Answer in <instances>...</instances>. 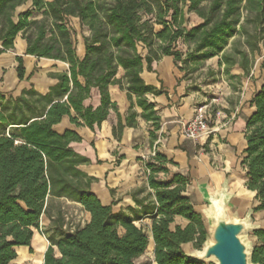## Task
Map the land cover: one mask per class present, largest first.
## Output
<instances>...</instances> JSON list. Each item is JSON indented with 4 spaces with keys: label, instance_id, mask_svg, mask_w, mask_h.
<instances>
[{
    "label": "trees",
    "instance_id": "1",
    "mask_svg": "<svg viewBox=\"0 0 264 264\" xmlns=\"http://www.w3.org/2000/svg\"><path fill=\"white\" fill-rule=\"evenodd\" d=\"M27 2L30 9L16 15V9ZM35 13L41 19H33ZM190 17L199 22L190 25ZM69 18L78 19L81 31L89 32L83 37L85 56L81 60L75 55ZM155 26L160 27L157 33ZM19 33L27 44L26 55L64 62L68 74L59 75L57 84L45 96L28 90L0 106V264H10L16 258L14 248L30 246L32 229L39 231L49 198L79 204L89 220L71 231L58 215L50 236L42 231L49 242L43 264H138L147 249L145 233L128 216L101 205L90 191L92 180L78 170L87 160L69 147L80 138L71 131L58 134L53 127L64 117L77 127L93 130L99 126L108 110L115 107L109 102L107 88L120 84L115 76L121 68L127 97H136L140 117L154 127L150 134L154 141L159 118L145 95L160 92L140 79L143 58L137 47L141 45L154 56L153 48L172 57L187 76L215 57L220 58L217 66L224 67V75L238 67L246 76L264 40V0H0L3 50L12 49ZM233 38L231 52L226 53ZM145 61L147 70L152 71L153 60L146 57ZM260 69L264 72V57ZM16 72L22 80L20 58ZM92 89L98 91L101 101L95 110L83 105ZM250 104L255 110L246 120V148L240 166L245 188L254 193L257 202L252 211L260 212L264 211V79ZM211 113L215 119L217 110ZM135 116L131 114L130 120ZM121 130L119 121L117 131ZM167 163L157 151L144 162L156 201L148 213L154 262L202 264L187 258L182 246L192 244L200 250L207 230L184 195L189 179L178 174L170 180L159 178L168 174ZM175 217L184 219L187 225L172 229ZM252 233L257 243L251 262L264 264V229Z\"/></svg>",
    "mask_w": 264,
    "mask_h": 264
},
{
    "label": "crops",
    "instance_id": "2",
    "mask_svg": "<svg viewBox=\"0 0 264 264\" xmlns=\"http://www.w3.org/2000/svg\"><path fill=\"white\" fill-rule=\"evenodd\" d=\"M30 6L31 3L27 2L18 7L16 15L27 11ZM32 18L39 20L41 15L35 13ZM193 19L199 22L197 18ZM69 26L73 30L71 37L75 43V55L81 60L85 56L83 37L89 36V32L81 31L76 18H69ZM159 30L160 27L155 26L154 31L157 33ZM233 41L234 38L225 49L226 53L231 52ZM26 48L22 33L16 36L10 50H3L0 42V106L7 101L13 102L28 90L45 96L49 89L57 84L59 75L68 74V64L26 55ZM152 51L156 59L146 48L141 45L137 47V52L143 58L140 79L145 86L160 92L159 95H145L159 118V129L154 132L156 135L154 141L150 138L154 127L151 122L140 117L141 110L136 105V97L134 95H131V99L127 97L124 71L121 68H118L115 76L116 80H120V84L109 85L107 88L109 102L115 107L108 110L106 119L99 126H94L93 130L86 126L77 127L70 123L68 117H64L53 127L54 132L58 134L71 131L80 138L79 142H73L69 147L75 154L87 160V163L78 166V170L92 180L90 191L101 205L110 206L115 214L128 216L134 220L133 225L145 233L147 249L137 260L138 264H156L151 236L152 220L148 215L151 213L150 209L156 206V201L154 191L148 185V173L144 167V162L155 145L156 151L169 162L166 165L168 174H161L159 178L170 180L176 174L188 178L189 183L184 195L196 212L198 204L205 205L200 201L199 188L220 192L226 187L227 193L231 196V207L236 200L242 204L249 202L251 205L254 193L245 188L246 178L240 161L246 148V120L255 110L250 102L254 94L260 90L264 79L263 76L257 87L256 55L246 76L238 67H233L228 76L224 75V67L217 66L219 57L204 62L212 63L208 68L209 72L215 73L217 82L221 79L225 96L220 106V115L215 119L214 126L217 130L215 136L191 141L184 139L180 130L182 124L194 117V109L199 101V89L189 84L187 75L177 68L172 57L163 56L154 48ZM146 57L153 60L152 71L147 70ZM18 58L23 61L22 80L18 79L16 72ZM229 76H233V79ZM83 105L90 106L93 110L100 107V96L96 89L91 90L90 98L85 100ZM133 113L136 116L130 120ZM119 121L122 126L120 132L117 131ZM61 203L77 207L82 212L81 226L89 220V214L79 204L63 198H49L46 213L39 222V227L46 237L52 232L54 219L58 215L64 217L62 207L59 206ZM250 210L237 218H244ZM252 219L253 214L251 222ZM186 225L187 221L175 217L171 228ZM32 231L30 246L14 248L16 258L10 264H43L49 242L39 231L34 229ZM182 249L184 253L194 250L192 244H185Z\"/></svg>",
    "mask_w": 264,
    "mask_h": 264
},
{
    "label": "water",
    "instance_id": "3",
    "mask_svg": "<svg viewBox=\"0 0 264 264\" xmlns=\"http://www.w3.org/2000/svg\"><path fill=\"white\" fill-rule=\"evenodd\" d=\"M198 192L200 201L206 205L203 213L208 221L207 238L200 250L194 249L185 256L202 264H253V245L244 240L247 233L259 230L251 222L253 211L238 219L230 206L231 196L226 187L220 192L206 188H199Z\"/></svg>",
    "mask_w": 264,
    "mask_h": 264
},
{
    "label": "rangeland",
    "instance_id": "4",
    "mask_svg": "<svg viewBox=\"0 0 264 264\" xmlns=\"http://www.w3.org/2000/svg\"><path fill=\"white\" fill-rule=\"evenodd\" d=\"M195 20L193 17H190L189 24L193 25ZM179 49H183L182 46L178 47ZM260 54L256 55V67H257V87L259 83L261 82V79H263L264 72L261 71L260 65L262 62V58L264 57V40L262 43H260ZM184 50V49H183ZM212 63H203L200 65L199 69L188 75L187 78L190 80L189 84L191 86H195L197 89H199V101L198 105L200 106H206V110L208 112H212L214 109L217 110L216 116L220 115L221 111V105L223 104V99L225 96L224 88L222 87L221 79L219 82H217V79L215 78V73H212V76L209 75V67H211ZM255 65V64H254ZM213 80H216V82H213ZM225 80V79H224ZM226 81V80H225ZM257 205V202L252 201L251 205L248 203L242 204L239 200H236L235 203H233L232 211L236 217H242L244 213L247 210H252ZM60 207H62V213L64 215V223L67 226V228H77L81 226L83 222V214L82 212L74 206H69L64 203L59 204ZM197 212L202 217V222L206 230H208V221L203 213V211L206 209V205L204 204H198ZM252 225L258 227L259 229L264 228V211L263 212H253V219H252ZM244 240L254 245L257 243V238L253 233H247L244 236ZM193 247V245H192ZM194 249V248H193ZM203 264H214L212 262H206Z\"/></svg>",
    "mask_w": 264,
    "mask_h": 264
},
{
    "label": "built area",
    "instance_id": "5",
    "mask_svg": "<svg viewBox=\"0 0 264 264\" xmlns=\"http://www.w3.org/2000/svg\"><path fill=\"white\" fill-rule=\"evenodd\" d=\"M217 114L218 113H216V115ZM215 119H213L212 113L206 110V106H200L197 104L194 109L193 119L181 125L180 134L184 139L191 141H196L202 138L214 137L217 132L214 126ZM158 142L159 140L157 141V143ZM155 146L152 148L147 159L152 158L154 156L156 152ZM146 172L148 173V171ZM65 228H67L66 225ZM68 229H70L71 231L74 230V228L72 227H69ZM39 232L42 234L41 228H39Z\"/></svg>",
    "mask_w": 264,
    "mask_h": 264
}]
</instances>
